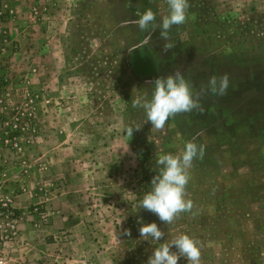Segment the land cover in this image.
Segmentation results:
<instances>
[{
  "label": "rangeland",
  "instance_id": "374dc122",
  "mask_svg": "<svg viewBox=\"0 0 264 264\" xmlns=\"http://www.w3.org/2000/svg\"><path fill=\"white\" fill-rule=\"evenodd\" d=\"M188 2L164 41L167 0H0V26L25 34L0 47V198L22 213L14 236L0 232L1 264H145L159 245L140 238L138 217L165 232L161 243L196 239L201 264H264V0ZM147 8L157 27L129 52L148 32L123 22ZM177 70L194 93L212 75L231 83L162 134L132 99H151L155 79ZM189 140L205 146L187 185L194 207L165 225L139 205L159 155ZM34 206L47 224L36 226Z\"/></svg>",
  "mask_w": 264,
  "mask_h": 264
},
{
  "label": "clouds",
  "instance_id": "9594fccd",
  "mask_svg": "<svg viewBox=\"0 0 264 264\" xmlns=\"http://www.w3.org/2000/svg\"><path fill=\"white\" fill-rule=\"evenodd\" d=\"M167 4L170 11L163 16L162 23L158 25L161 29L160 37L164 41H168V33L173 25L185 23L189 8L188 0H167ZM126 6H131V0H126ZM134 15L136 19L125 20L123 23L125 25L135 24L141 31L148 32V35L140 44L129 48V52L147 46L151 40L150 26L153 29L157 27L155 24L156 14L151 8H147L143 12L136 11ZM173 47L172 43L166 42L163 44V51L166 52ZM230 83V76L227 73L219 76L212 75L207 84L203 85L199 92L194 93L183 73L177 70L166 78H156L151 99L134 97L132 107L143 109L146 116L144 121L150 122L152 129L154 128L157 132L166 134V125L170 118L181 113L191 112L194 109L203 111L200 96L206 95L208 92L223 96L227 93ZM139 129L140 125H135V130ZM125 130L126 134L132 137L133 125ZM204 152V145H198L194 140H189L178 153L159 155L156 164L161 166L160 171L152 177L151 190L145 193L139 208L155 214L165 225L174 223L180 214L190 212L194 207L193 201L187 198V185L191 178L190 169L195 159L203 158ZM137 223L140 225L138 229L140 238L153 245H159L154 248L145 264H178L180 257H184L187 264H201L200 244L190 235L180 234L161 243L165 232L156 222L144 223L143 218L138 217ZM124 235L130 237L131 230L124 229ZM173 248L176 251H173Z\"/></svg>",
  "mask_w": 264,
  "mask_h": 264
},
{
  "label": "built area",
  "instance_id": "2783aa9c",
  "mask_svg": "<svg viewBox=\"0 0 264 264\" xmlns=\"http://www.w3.org/2000/svg\"><path fill=\"white\" fill-rule=\"evenodd\" d=\"M1 15V12H0ZM8 41V32L5 27L0 26V47L4 46ZM29 115H31L29 113ZM32 125H35L32 123ZM7 145L15 150L16 152L21 150V146L18 140H5ZM31 215L37 216L38 223L41 225L47 224L50 220V214L47 210H41V208L34 206L32 210L29 211ZM22 213H18L14 208L11 207L7 201L0 198V220L6 221L8 224V229L3 230L6 232L7 236H14L16 234L15 222L21 217ZM1 226V225H0ZM1 237V235H0ZM3 263V260L0 259V264Z\"/></svg>",
  "mask_w": 264,
  "mask_h": 264
},
{
  "label": "crops",
  "instance_id": "0c3cea01",
  "mask_svg": "<svg viewBox=\"0 0 264 264\" xmlns=\"http://www.w3.org/2000/svg\"><path fill=\"white\" fill-rule=\"evenodd\" d=\"M4 25H1V26H3V27H5V28H7L8 27V25L10 24V22H7V23H3ZM8 24V25H7ZM14 27L13 26H10V29H6L7 31H8V35H9V44H7V45H5L3 48H2V52H1V55H5L6 54V52H7V48H9L12 44H15V40L17 39V37H21L22 35H25V34H20L19 32H17L16 31V29H13ZM23 31V33H24V31H26L25 29L24 30H22ZM13 55H15V53H13ZM2 95H0V97H1ZM32 200L33 199H30V201L32 202ZM32 203H34V202H32ZM34 217V216H33ZM36 222V221H35ZM56 223L58 222L57 220L55 221ZM30 224H32V223H30ZM35 224V223H34ZM38 225V222L36 223V226ZM7 231H9V229L7 228L6 229ZM1 231H3V230H0V232ZM7 237H9V236H7ZM5 244H7V245H9L7 242H4Z\"/></svg>",
  "mask_w": 264,
  "mask_h": 264
}]
</instances>
